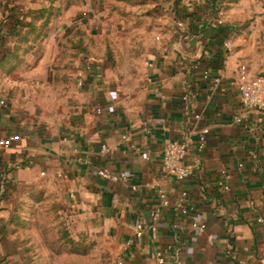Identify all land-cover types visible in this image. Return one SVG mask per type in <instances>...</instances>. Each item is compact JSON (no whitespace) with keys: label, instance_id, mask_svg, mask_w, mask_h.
I'll use <instances>...</instances> for the list:
<instances>
[{"label":"crops","instance_id":"0c3cea01","mask_svg":"<svg viewBox=\"0 0 264 264\" xmlns=\"http://www.w3.org/2000/svg\"><path fill=\"white\" fill-rule=\"evenodd\" d=\"M66 43L65 74L53 57ZM240 62L264 74V0L0 5V138H20L0 150V264L27 263L23 218L53 191L82 232L108 239L112 264H264V109L242 108ZM174 140L188 146L182 183L161 167Z\"/></svg>","mask_w":264,"mask_h":264},{"label":"rangeland","instance_id":"374dc122","mask_svg":"<svg viewBox=\"0 0 264 264\" xmlns=\"http://www.w3.org/2000/svg\"><path fill=\"white\" fill-rule=\"evenodd\" d=\"M6 1L20 0H3L0 5ZM69 48L66 43L61 55L53 57L55 64L65 67V74L75 59ZM34 199L29 216L23 218L24 227L28 226V232L23 235L26 264H112L113 246L108 239L102 234L82 232L55 191L38 194Z\"/></svg>","mask_w":264,"mask_h":264},{"label":"built area","instance_id":"2783aa9c","mask_svg":"<svg viewBox=\"0 0 264 264\" xmlns=\"http://www.w3.org/2000/svg\"><path fill=\"white\" fill-rule=\"evenodd\" d=\"M194 2H199L200 0H193ZM217 25H222L220 20L217 21ZM223 48L230 52L232 49V44L230 41H225L223 44ZM202 77L207 79L209 74L207 71L202 72ZM215 84L219 83L218 79H213ZM81 83H79V86ZM235 85L237 88V92L239 95V101L243 109L245 110H263L264 109V74L252 76L249 74L246 63L240 62L237 67V74ZM184 102V110H188V98H182ZM239 118L235 119V122H240ZM208 129L205 128L200 132L198 138V149L201 150L204 147L205 138L208 134ZM19 136L11 135L6 136L4 138H0V150H8L10 149L16 142L19 141ZM123 141H127L126 137H122ZM102 150H105L102 148ZM188 154V146L185 142L181 141H169L165 144L161 167L164 174L172 177L176 182L182 183L184 182L188 176L189 171L184 165V161ZM97 176L107 182H123L129 183V177L127 174L121 172L118 174H110L106 171H98ZM223 177L226 175L223 173ZM132 191H135L136 188L134 186H130ZM188 195L186 192H181L179 195V206L182 207V203L187 199ZM159 198L161 200V204L163 206L167 205V201L165 197L160 194ZM187 210L182 207L181 214L187 215ZM158 211L155 210L150 214V217L153 220L158 218ZM191 228L195 230L197 233H203L206 226L202 222L193 221L191 223ZM143 226L142 224H137L135 226V238H140L142 236ZM118 264H122L121 262ZM151 264H164V258L161 254H157Z\"/></svg>","mask_w":264,"mask_h":264}]
</instances>
